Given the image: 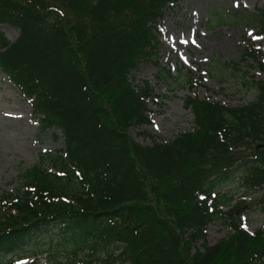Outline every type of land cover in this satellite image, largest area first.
<instances>
[{"label": "trees", "instance_id": "trees-1", "mask_svg": "<svg viewBox=\"0 0 264 264\" xmlns=\"http://www.w3.org/2000/svg\"><path fill=\"white\" fill-rule=\"evenodd\" d=\"M178 1L0 0V23L19 28L14 41L0 31V67L40 131L60 130L65 146L50 156L53 170L42 156L25 169L23 196L1 199L0 256L44 240L63 250L57 264H264V228L242 229L240 200L220 209L233 198L223 185L264 186V78L243 72L255 95L239 106L185 96L193 131L152 145L130 136L156 96L128 77L139 61L154 57V77L171 90L183 81L159 65L154 33ZM250 19L264 33V8ZM248 58L264 71L259 49L247 46L240 60ZM238 65L227 62L237 74ZM218 217L233 232L210 245L206 229ZM29 256L8 264H36Z\"/></svg>", "mask_w": 264, "mask_h": 264}, {"label": "rangeland", "instance_id": "rangeland-1", "mask_svg": "<svg viewBox=\"0 0 264 264\" xmlns=\"http://www.w3.org/2000/svg\"><path fill=\"white\" fill-rule=\"evenodd\" d=\"M262 8L264 0H179L164 10L154 31L160 41L159 65L169 69L173 76L184 77L182 83L178 82L176 89L171 90L164 81L154 77L157 72L154 57L139 61L129 72L128 77L134 85L152 88L156 94L147 102V122L129 129L134 141L142 145H152L154 141L165 143L186 131H193L191 108L184 107L187 95L233 106L245 104L253 98L255 90L242 84V74L246 72L248 80H260L264 78V71L250 58L241 62L240 57L247 46L264 54L263 30L258 22L250 19L260 15ZM0 31L12 41L19 34V28L3 23ZM227 62H239L238 74L227 66ZM185 77H191L192 83L197 80L195 86L189 85ZM0 121L1 202L4 196H23L30 189L21 177L25 169L38 163L42 156L46 159L43 168L52 170L50 156L65 146L60 130L40 131L33 106L1 68ZM240 186L241 182L233 180L223 185L222 191L237 196L243 210L235 213H239L243 227L254 232L264 226V201H261L264 199V187L244 192ZM233 202L228 200L220 207L221 210L230 209ZM231 232V226L218 217L207 226V242L213 245ZM26 246L17 253L0 256V264L17 261L18 258L28 263L31 254H36V264H57L65 257L61 248L54 250L44 240Z\"/></svg>", "mask_w": 264, "mask_h": 264}, {"label": "bare ground", "instance_id": "bare-ground-1", "mask_svg": "<svg viewBox=\"0 0 264 264\" xmlns=\"http://www.w3.org/2000/svg\"><path fill=\"white\" fill-rule=\"evenodd\" d=\"M0 123H1V121H0ZM0 130H1V127H0Z\"/></svg>", "mask_w": 264, "mask_h": 264}, {"label": "snow or ice", "instance_id": "snow-or-ice-1", "mask_svg": "<svg viewBox=\"0 0 264 264\" xmlns=\"http://www.w3.org/2000/svg\"><path fill=\"white\" fill-rule=\"evenodd\" d=\"M250 35H251V33H250Z\"/></svg>", "mask_w": 264, "mask_h": 264}]
</instances>
